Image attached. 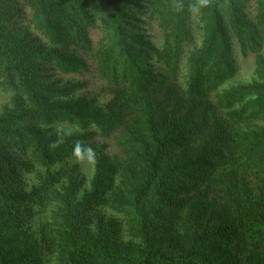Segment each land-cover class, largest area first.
I'll return each instance as SVG.
<instances>
[{
    "label": "trees",
    "instance_id": "obj_1",
    "mask_svg": "<svg viewBox=\"0 0 264 264\" xmlns=\"http://www.w3.org/2000/svg\"><path fill=\"white\" fill-rule=\"evenodd\" d=\"M263 49L264 0H0V264H264Z\"/></svg>",
    "mask_w": 264,
    "mask_h": 264
},
{
    "label": "rangeland",
    "instance_id": "obj_2",
    "mask_svg": "<svg viewBox=\"0 0 264 264\" xmlns=\"http://www.w3.org/2000/svg\"><path fill=\"white\" fill-rule=\"evenodd\" d=\"M26 16L28 19L30 18V12L29 10L26 11ZM29 20L26 21L25 24H28ZM149 33L151 35H155L157 31L155 29H150ZM92 39L94 43L99 39V33L93 32L92 33ZM196 39H198V35L196 34ZM196 43H199V40H196ZM264 53V49H263ZM234 56L236 60L237 65V73L235 77L229 82L230 85H238V84H248L253 81L254 79V70H255V56L251 53H248L246 56H243L239 48L235 46L234 48ZM64 79H68L72 81L73 83H81L85 82L86 87L78 93V95H89L96 97L98 101L103 104L110 100V95L107 93L106 85L98 81L97 79H94L90 75L86 76H67ZM10 97L11 95L8 92L3 91L0 88V114L10 106ZM56 130L59 132L66 131L65 127L57 126ZM95 141L98 143H106L108 145L107 153L110 156H116L120 154V150L116 145V139L115 138H109V139H102L97 138ZM56 170L59 169V167L55 168ZM37 171L44 172L42 169L37 167ZM79 173L87 179V182L90 180L92 174H93V168H92V162L91 160L86 161L81 168L79 169ZM24 183L31 187L33 184H35V173L28 174L24 176ZM88 184V183H87ZM47 264H53L52 262H47Z\"/></svg>",
    "mask_w": 264,
    "mask_h": 264
},
{
    "label": "clouds",
    "instance_id": "obj_3",
    "mask_svg": "<svg viewBox=\"0 0 264 264\" xmlns=\"http://www.w3.org/2000/svg\"><path fill=\"white\" fill-rule=\"evenodd\" d=\"M56 145H53V147H55ZM76 152H81V148H80V146L79 145H77V147H76ZM87 151H89V152H91V149H87Z\"/></svg>",
    "mask_w": 264,
    "mask_h": 264
}]
</instances>
